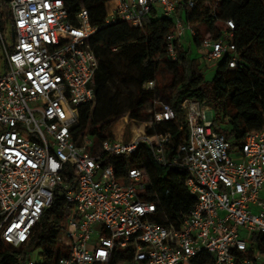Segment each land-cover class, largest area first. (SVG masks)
Masks as SVG:
<instances>
[{
  "label": "built area",
  "instance_id": "1",
  "mask_svg": "<svg viewBox=\"0 0 264 264\" xmlns=\"http://www.w3.org/2000/svg\"><path fill=\"white\" fill-rule=\"evenodd\" d=\"M211 1L223 0L206 5ZM179 2L118 0L115 9L108 8L105 24L123 21L142 29L152 8L160 9L174 21L166 54L175 62L179 50L198 36L197 26L178 16ZM98 29L86 9L70 15L63 0H0L3 243L24 247L58 194L75 208L61 236L67 255L58 264H193L201 254H208L211 264H264L263 254L249 256L251 234H264V129L248 133L235 153L214 127L210 107L185 99L187 133L169 158L171 133L148 131L177 114L156 100L148 119H130L126 138L112 129L113 139L101 143L74 140L81 111L96 104L99 61L91 39ZM234 29L227 21L218 39L205 37L197 50L199 61L213 67L226 59L228 68L236 69ZM145 89L155 90L156 82ZM142 145L159 165L187 172L185 184L195 205L178 226L155 220L158 209L147 198L150 179L144 169L131 168L120 176L101 162L104 154L136 155ZM68 167L75 187L65 174Z\"/></svg>",
  "mask_w": 264,
  "mask_h": 264
},
{
  "label": "trees",
  "instance_id": "2",
  "mask_svg": "<svg viewBox=\"0 0 264 264\" xmlns=\"http://www.w3.org/2000/svg\"><path fill=\"white\" fill-rule=\"evenodd\" d=\"M63 1L70 15L86 9L92 26L99 28L91 39L99 61L94 78L96 104L81 111L79 125L73 132L78 144L84 138L95 143L113 139L112 129L121 118L148 119L147 107L152 108L156 100L170 105L177 114L175 120L160 122L148 131L149 134L171 133L169 158L187 133L181 108L185 99H196L210 107L214 127L225 135L232 151L243 144L248 133L264 129V0H223L218 5L211 1L210 6L206 5L208 0H180L178 16L187 23L203 26L214 39L224 32L218 23L223 26L227 21L234 23L238 67L229 69L227 60H222L209 81L197 57L200 42L205 38L198 29L197 38L179 50L178 60L174 62L166 54V41L174 30V21L160 9L152 8L143 20V28L137 29L123 21L105 24L111 0ZM188 1L194 2L192 8L188 7ZM160 68L172 73V83L163 93L156 79ZM151 81L156 82V89L146 90V83ZM101 162L114 166L120 176L131 168L146 171L150 179L147 198L156 203L155 220L160 224L178 226L195 205V198L185 184L187 172L179 167L159 165L145 145L133 156L104 154ZM65 174L75 187L73 171L68 167ZM74 209L73 204L57 194L24 247L14 249L0 238V264H28L31 260L37 264H58L67 255L61 236ZM249 249V256L255 252L264 255V234H251ZM193 264H211V257L201 254Z\"/></svg>",
  "mask_w": 264,
  "mask_h": 264
},
{
  "label": "rangeland",
  "instance_id": "3",
  "mask_svg": "<svg viewBox=\"0 0 264 264\" xmlns=\"http://www.w3.org/2000/svg\"><path fill=\"white\" fill-rule=\"evenodd\" d=\"M108 8L110 9V6L108 5ZM218 26L224 27L223 29L225 30V26L222 25V23H218ZM197 29L205 36L208 37L210 36V32H208L207 29H205L203 26H197ZM10 32V31H9ZM197 55L196 53L193 55L195 56ZM198 57V56H197ZM202 68L204 69V73H205V77L206 79L212 80L216 74L217 71V65L211 67V66H204V63H202ZM156 79H157V83L159 86V89L162 91V93L165 91V89L167 87H170L171 83H172V73L166 71L163 68H160V70L157 72L156 75ZM149 109H151L150 105H148L147 107V113H149ZM150 115V114H149ZM124 119H127V122L125 120H119L113 127V131L114 133H116L117 137H124L126 138V136H128L130 134L131 131V124H130V119L123 117ZM122 118V119H123ZM138 126V124H137ZM135 128V127H134ZM236 153V151H234ZM234 153V154H235ZM249 236V235H248ZM247 236V237H248Z\"/></svg>",
  "mask_w": 264,
  "mask_h": 264
},
{
  "label": "crops",
  "instance_id": "4",
  "mask_svg": "<svg viewBox=\"0 0 264 264\" xmlns=\"http://www.w3.org/2000/svg\"><path fill=\"white\" fill-rule=\"evenodd\" d=\"M117 3H118V0H111L109 2V6H110L109 11H112L113 9H115V7L117 6Z\"/></svg>",
  "mask_w": 264,
  "mask_h": 264
}]
</instances>
